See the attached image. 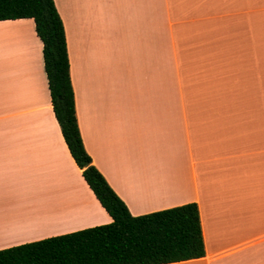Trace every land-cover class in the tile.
Masks as SVG:
<instances>
[{
	"label": "crops",
	"instance_id": "obj_1",
	"mask_svg": "<svg viewBox=\"0 0 264 264\" xmlns=\"http://www.w3.org/2000/svg\"><path fill=\"white\" fill-rule=\"evenodd\" d=\"M53 1L92 164L134 216L198 206L205 255L167 264H264V0ZM111 221L0 20V250Z\"/></svg>",
	"mask_w": 264,
	"mask_h": 264
},
{
	"label": "trees",
	"instance_id": "obj_2",
	"mask_svg": "<svg viewBox=\"0 0 264 264\" xmlns=\"http://www.w3.org/2000/svg\"><path fill=\"white\" fill-rule=\"evenodd\" d=\"M30 18L42 42L43 66L55 118L67 148L108 224L0 250V264H167L205 255L195 202L132 215L92 164L80 135L65 32L53 0H0V20Z\"/></svg>",
	"mask_w": 264,
	"mask_h": 264
}]
</instances>
